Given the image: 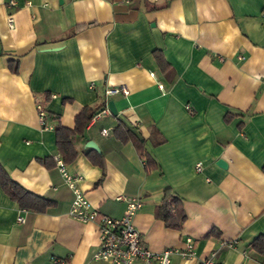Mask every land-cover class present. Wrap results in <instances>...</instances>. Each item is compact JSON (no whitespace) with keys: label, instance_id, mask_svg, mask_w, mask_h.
<instances>
[{"label":"crops","instance_id":"crops-1","mask_svg":"<svg viewBox=\"0 0 264 264\" xmlns=\"http://www.w3.org/2000/svg\"><path fill=\"white\" fill-rule=\"evenodd\" d=\"M15 1L0 0V163L53 203L21 208L0 184V264H110L94 257L98 223L69 214L73 191L52 163L54 124L73 127L82 108L110 99L117 113L90 119L66 163L93 205L120 217L127 207L117 197H141L133 220L148 247H185L189 237L196 245L172 264L209 255L215 264H264L250 243L264 231V0ZM121 84L128 94H105ZM39 103L52 128L40 122ZM121 117L157 167L146 170L133 141L117 136ZM166 187L186 212L180 228L156 217Z\"/></svg>","mask_w":264,"mask_h":264},{"label":"built area","instance_id":"built-area-1","mask_svg":"<svg viewBox=\"0 0 264 264\" xmlns=\"http://www.w3.org/2000/svg\"><path fill=\"white\" fill-rule=\"evenodd\" d=\"M11 6L16 5L15 0H9ZM264 21V12L262 15ZM7 21L10 27H14V17L12 14H8ZM152 76L156 77V72L152 71L150 73ZM159 88H164L165 83L161 80L158 81ZM123 92L128 94V87L124 84L119 86H108L105 90V94L112 95L116 93ZM55 96V93L52 94ZM108 101V100H107ZM100 110L91 117V121L99 116H102L110 111L108 102ZM188 109H191L190 104L187 105ZM192 110V109H191ZM38 113L40 115V122L44 127L52 128L53 125L46 122L47 117L46 111L44 110L41 103L38 104ZM108 129H103V133H107ZM56 165L60 169L65 182L68 186L72 188L74 198L71 200L69 214L73 218L80 221H95L98 223V234L99 247L98 251L94 253L96 259L101 258L110 264H136L138 262H143L144 264H172L173 255L177 254L183 256L184 258L193 257L195 254L196 245L192 238H187L185 247H167L162 251H157L148 247L143 241V234L135 226L134 215L142 207L143 201L141 197L129 198L126 194L120 195L118 199L126 201V210L124 214L120 217H114L113 215L103 214L100 208L93 205L89 200L86 191L81 189L80 180L81 175L73 174L68 168H66V162H64L62 155L56 154ZM203 163L198 162L196 166L197 171H201ZM19 221H23L22 216H18ZM61 263L63 261L60 260ZM215 258L213 255H209L200 264H215Z\"/></svg>","mask_w":264,"mask_h":264},{"label":"trees","instance_id":"trees-1","mask_svg":"<svg viewBox=\"0 0 264 264\" xmlns=\"http://www.w3.org/2000/svg\"><path fill=\"white\" fill-rule=\"evenodd\" d=\"M154 56L156 57V61L160 67L165 71L168 70L169 64L165 60L166 58L160 49L154 50ZM8 61L10 64L9 67L14 70V72L18 71L20 62L13 57H10ZM105 105L106 101L99 106L93 107L92 109L89 107L82 108L75 118V124L73 127L64 126L60 123L54 124V128H56L55 132L58 151L60 155H62L64 162L67 163L69 160H73L74 157L78 155V150L74 145L76 136L83 133L91 117L96 113V111L100 110ZM232 115H234L232 111L227 112L225 115L226 120H229ZM244 122L245 120H243L240 127L244 125ZM114 131L120 139L133 141L140 153V157L144 160V165L147 168L146 170H150L152 167H157L153 156L145 148L146 139L139 133V131L134 130L132 126L128 125L124 118L121 117L118 119L117 127ZM47 158H41L40 160L49 165ZM91 159L93 162L96 161L99 162V164L102 163L98 157L91 156ZM52 163L56 164L55 157ZM0 184L2 185L5 193L13 200L17 201L21 208H30L35 211L43 212L53 203L50 198L45 195L41 196L32 192V190L29 188L27 189L23 184L19 183L18 180L13 179L9 170L4 168L1 163ZM183 208L180 196H177L170 188L166 187L165 196H163L161 202L157 206V209H155V214L156 217L165 220L169 227L180 228L181 223L186 220V212ZM250 243L253 250L261 256H264V231L257 234L253 240L250 241Z\"/></svg>","mask_w":264,"mask_h":264},{"label":"water","instance_id":"water-1","mask_svg":"<svg viewBox=\"0 0 264 264\" xmlns=\"http://www.w3.org/2000/svg\"><path fill=\"white\" fill-rule=\"evenodd\" d=\"M114 100H111L108 101V105L110 107V111L113 112V113H117L116 111V107H115V104H114ZM87 146H90L92 148H98V145H97V142L95 140H90L86 143ZM219 163H221L223 166H227V163L224 161V159H222L221 157L218 158V161Z\"/></svg>","mask_w":264,"mask_h":264}]
</instances>
